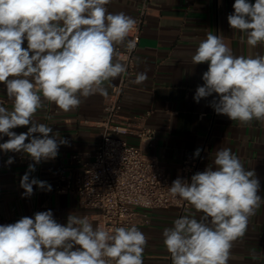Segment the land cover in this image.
<instances>
[{
  "label": "clouds",
  "instance_id": "9594fccd",
  "mask_svg": "<svg viewBox=\"0 0 264 264\" xmlns=\"http://www.w3.org/2000/svg\"><path fill=\"white\" fill-rule=\"evenodd\" d=\"M110 2L0 0V84L12 101L10 110L0 102V136L8 137L0 150L24 153L33 161L20 179L22 198L33 195L34 185L51 191L48 182L30 179V174L67 144L51 126L34 120L44 101L71 111L81 105V98L107 96L113 81L127 71L114 57L119 45L135 50L136 42L127 37L137 22L123 12H109L105 6ZM233 8L227 16L230 27L249 46L264 45V0H235ZM204 62L208 70L194 101L216 94L210 101L216 114L241 124L264 122V55L236 56L223 35L209 31L192 56L193 65ZM147 79V72H140L133 83ZM20 126H28L27 132L12 131ZM200 152L197 148L194 155ZM5 163L13 164L14 158ZM260 188L255 172L246 170L230 148H219L213 164L192 175L190 182L175 179L170 195L202 215L197 219L186 210L164 229L172 264H228L233 242L244 235L249 217L264 203ZM147 243L135 225L105 230L74 214L60 224L47 210L0 225V264H144Z\"/></svg>",
  "mask_w": 264,
  "mask_h": 264
},
{
  "label": "crops",
  "instance_id": "0c3cea01",
  "mask_svg": "<svg viewBox=\"0 0 264 264\" xmlns=\"http://www.w3.org/2000/svg\"><path fill=\"white\" fill-rule=\"evenodd\" d=\"M141 0H111L105 7L111 13L123 12L133 17ZM235 0H149L148 11L135 52L134 74L123 88L120 96L122 113L152 132V137L143 141L133 132L125 139L140 145L148 157L157 161L171 179L180 175V166L185 161L194 164L193 174L212 165L219 148H230L246 170H253L260 181L258 195L264 198V122L253 120L248 124L232 121L226 115H218L210 106L213 96L193 99L196 88L203 85L202 75L208 70V62L193 65L192 56L199 43L211 31L223 35L236 56L264 55V45L255 48L241 39V33L230 27L227 16L234 12ZM255 3V0H248ZM128 39V37H127ZM25 41V47H26ZM124 49L123 45L117 46ZM114 60H118L114 57ZM120 62V61H119ZM147 72L148 79L142 84L133 81L137 73ZM99 94L81 98L79 107L64 112L52 102L44 101L45 108L38 110L34 120L44 123L58 132L67 141L60 145L55 159L36 165L31 178L46 181L51 191L33 186V195L22 198L20 179L33 161L24 153H4L0 150V225L15 223L24 216L34 217L36 212L52 210L60 224L67 223L69 214L86 216L89 211L78 205L76 196L70 192H56L54 179L60 174L74 175L82 163L91 159L99 140L97 120L102 116V107L110 96ZM0 102L9 110L12 101L0 84ZM28 126L12 131L27 132ZM39 135V134H34ZM52 134H50L51 136ZM8 137L0 136V143ZM28 141H26L27 143ZM200 155H194L196 149ZM76 155V156H75ZM21 156V161L7 165L9 157ZM188 212L202 215L191 206L177 208L139 209L135 226L147 237L143 253L144 264H172L170 253L162 235L166 227ZM90 223H94L89 221ZM228 264H264V203L249 217L242 237L233 242Z\"/></svg>",
  "mask_w": 264,
  "mask_h": 264
},
{
  "label": "built area",
  "instance_id": "2783aa9c",
  "mask_svg": "<svg viewBox=\"0 0 264 264\" xmlns=\"http://www.w3.org/2000/svg\"><path fill=\"white\" fill-rule=\"evenodd\" d=\"M148 2L141 0L133 16L137 23L128 39L136 42L135 50L129 52L126 48H117V58L127 66V71L120 76L103 104L102 116L96 122L99 140L92 158L83 162L76 174H60L54 179L55 191L73 193L78 205L89 211L86 217L94 223V227H103L105 230L131 227L140 215V208L184 210L190 207L183 199L173 198L169 187L178 177L190 182L194 164L185 161L180 166V175L171 179L155 159L143 153L140 145L131 144L124 137L131 132L143 141L152 137L150 130L123 115L120 102L121 92L134 74L135 52ZM13 158L14 161L23 159L21 156Z\"/></svg>",
  "mask_w": 264,
  "mask_h": 264
}]
</instances>
